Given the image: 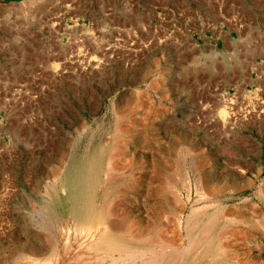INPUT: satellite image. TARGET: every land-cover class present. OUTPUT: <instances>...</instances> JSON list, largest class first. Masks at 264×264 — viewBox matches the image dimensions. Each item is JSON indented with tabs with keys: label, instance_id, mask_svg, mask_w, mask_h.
I'll return each mask as SVG.
<instances>
[{
	"label": "rangeland",
	"instance_id": "obj_1",
	"mask_svg": "<svg viewBox=\"0 0 264 264\" xmlns=\"http://www.w3.org/2000/svg\"><path fill=\"white\" fill-rule=\"evenodd\" d=\"M102 214L131 257L92 250ZM28 246L36 264H264V0H0V264Z\"/></svg>",
	"mask_w": 264,
	"mask_h": 264
},
{
	"label": "bare ground",
	"instance_id": "obj_2",
	"mask_svg": "<svg viewBox=\"0 0 264 264\" xmlns=\"http://www.w3.org/2000/svg\"><path fill=\"white\" fill-rule=\"evenodd\" d=\"M125 130V129H124ZM133 131V130H132ZM141 136V135H140ZM76 175L77 174H74V176L72 175V178L73 179H71V178H69V181L68 182H66V184H65V186H66V188H69V189H71V191H70V196H69V202H70V206H69V208H66V212L74 219V220H76V221H78V222H81V224H82V222L84 223V222H89L90 220H92L93 218H94V216H93V214H92V210L90 211V208L88 207V206H90V202H89V192H90V187H91V184H89L88 182H86V183H84V184H82V182H78V180H77V177H82V175L80 174V175H78L77 177H76ZM70 177H71V175H70ZM89 179V178H88ZM107 182V181H106ZM188 191V190H187ZM188 193V192H187ZM105 196H106V194H105ZM82 197H83V201H82ZM110 200V199H109ZM104 202V201H103ZM177 202V201H176ZM108 204V203H107ZM106 206V204L103 206V207H105ZM111 206V205H110ZM181 207H183L184 208V206H181ZM108 208V210L110 209V208H114L113 206L112 207H107ZM107 208H105V209H107ZM106 211V210H105ZM107 212V211H106ZM109 212H111L110 214H112V211H109ZM109 212L107 213V216H108V214H109ZM192 212V211H191ZM191 214H195V213H191ZM103 216L102 217H100L99 218V222L101 223V224H104V225H107V227L105 228V229H101V231L99 232L98 230H97V232H95V233H89V232H87V230L85 229V231L87 232V234L84 236L85 238L87 237V238H91V240L92 239H94L93 241H94V243H93V251L95 252V253H97V254H103L102 256H105L107 259L106 260H109V261H112L113 263H114V258H112L113 256V254H111V253H113V252H116L117 254H118V256L116 257L117 259L119 258V259H121L122 260V258H120L119 257V254L120 253H122V252H125V254L128 252V254H127V256L128 257H131V253L132 252H129V250H128V248H125L122 244H118V242H116L115 241V239H117L118 240V238L117 237H120V235L123 233V231L125 230V229H123L124 227L121 225V226H117L116 224L117 223H115V221L114 222H111L109 219L110 218H108L106 215H104V214H102ZM111 216V215H110ZM109 216V217H110ZM115 216V215H114ZM209 216V215H208ZM190 217V219H192L191 218V215L189 216ZM118 219V218H117ZM187 219V218H186ZM190 219L188 218L187 220H189L190 221ZM112 220H114L113 218H112ZM118 220H120V218L118 219ZM121 221V220H120ZM118 222V221H117ZM132 223V222H131ZM186 223H187V221H186ZM189 223V222H188ZM133 224V223H132ZM197 224V223H196ZM196 224H194V225H196ZM124 225V224H123ZM189 225V224H188ZM131 227H132V225H131ZM192 227V226H191ZM196 227V226H195ZM126 228V227H125ZM130 228V227H129ZM185 228H186V225H185ZM194 228V227H193ZM80 230V229H79ZM130 230H131V228H130ZM129 230V233L127 232L128 230H125L124 232L125 233H127V236H129L130 237V234H131V236H132V231H130ZM133 230V229H132ZM142 230V229H141ZM187 230V229H186ZM185 230V231H186ZM192 230V229H191ZM195 230V229H194ZM134 231V230H133ZM145 231V230H144ZM151 231V230H150ZM184 231V232H185ZM193 231V230H192ZM204 231H205V229H204ZM84 232V231H83ZM82 232V233H83ZM191 232V231H190ZM194 232V231H193ZM80 233H81V231H80ZM135 233V231L133 232V234ZM200 233V232H199ZM141 231L139 232V231H137V229H136V233L134 234V237H140L141 236ZM144 234V233H143ZM143 234H142V236H143ZM194 234V233H193ZM193 234H191V233H188L187 232V234H186V238H187V246L188 247H186L187 248V250L185 249V253H186V255L188 256V254L189 253H192L193 254V256L194 257H199V255H201V259L204 257V256H206V252H208V243H203V241H205V242H207L206 240V238H203V239H206V240H201L200 238H193L191 235H193ZM82 235V234H81ZM123 235V234H122ZM199 235V234H198ZM83 236V235H82ZM196 236V235H195ZM123 237V236H122ZM125 238H128V237H126V236H124ZM204 237V236H203ZM142 238H145V237H142ZM158 238V237H157ZM27 239V238H26ZM120 239H121V237H120ZM129 239V238H128ZM136 241H137V239H135ZM139 240V239H138ZM143 240V239H142ZM49 241V240H48ZM53 241H54V239H53ZM120 241V240H119ZM132 241V240H131ZM133 241H134V239H133ZM50 242V241H49ZM149 243V242H148ZM47 245V244H46ZM32 246V245H31ZM31 246H28V250L27 251H24V253H26V254H24L23 252V255L21 254L20 255V258H24L25 260H26V258H28L29 260L26 262L27 264H36L37 262L35 261V259H33V256H35V255H43L44 254V252H43V250H41L40 248H35V247H31ZM34 246V245H33ZM91 248V247H90ZM218 248V247H217ZM216 248V249H217ZM208 249V250H207ZM215 249V250H216ZM133 250V249H132ZM207 250V251H206ZM211 250V249H210ZM45 251H47V250H45ZM55 251V250H54ZM130 251H131V249H130ZM200 251V253H197V252H199ZM219 251V250H218ZM134 252V251H133ZM140 252V251H139ZM146 252V251H145ZM147 252H149L148 250H147ZM172 253V252H171ZM184 253V252H183ZM183 253H181L182 255H175L174 256V254L173 255H171L170 253H169V255H167V253L165 254V253H163V254H165V255H163V258H161L162 256L160 255V256H158L159 258H161V259H153L152 257L150 258V259H146V261L144 260V261H142V264H180L181 263V260L183 259V257H184V255H185V253L183 254ZM197 253V254H196ZM217 253V252H216ZM136 254H138V253H136ZM139 254H141V253H139ZM31 257H30V256ZM33 255V256H32ZM133 255H134V253H133ZM185 255V256H186ZM16 256V255H15ZM186 256V257H187ZM48 257V256H47ZM98 257V256H97ZM115 257V256H114ZM215 257V256H214ZM217 257H219V256H217ZM124 258V257H123ZM220 258V257H219ZM98 259H101L100 257L98 258ZM192 259V258H191ZM48 260V259H47ZM116 260V259H115ZM125 260V259H124ZM194 260V259H193ZM197 260V259H196ZM36 262V263H35ZM122 262V261H121ZM102 264V263H101ZM133 264V263H132Z\"/></svg>",
	"mask_w": 264,
	"mask_h": 264
}]
</instances>
